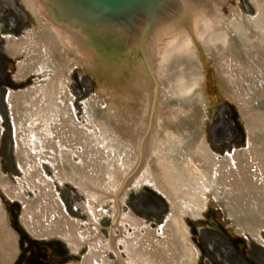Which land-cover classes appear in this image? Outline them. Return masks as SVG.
<instances>
[{"label":"bare ground","instance_id":"obj_1","mask_svg":"<svg viewBox=\"0 0 264 264\" xmlns=\"http://www.w3.org/2000/svg\"><path fill=\"white\" fill-rule=\"evenodd\" d=\"M22 1L38 16L39 26L25 39L11 40L7 44L12 55L23 56L16 76L37 73L48 77L45 82L43 80L44 84L41 82L8 95L18 158L26 164L24 181L35 191L36 200L27 199L21 187L9 188L6 193L11 199L21 202L22 222L31 234H58L75 252L83 246L88 247L76 264H111L105 257L115 249L113 237L101 244L99 236L86 232L92 230L93 226L96 228L93 220L97 221L99 205L95 201L99 197L110 198L117 221L128 222L139 229L143 222L125 212L118 211L116 214L117 205L121 204L130 189L146 183L169 199L172 228L163 229L161 238L156 241H153L151 231L146 230L136 247L129 244L126 253L130 264H134L132 261H138L139 264H179L185 257L191 260L196 257L195 250L188 243L187 230L178 211L181 206L190 207L191 204L194 207L200 190L220 193L222 189L229 206L236 212L251 217L256 213L264 216V145H256L254 137L246 150L236 154L235 167L228 162H217L209 151L203 149L201 143L191 144L193 135L190 131L179 130L187 123V112L180 114L178 108L169 105L175 102L185 107L186 98L190 96L191 103L195 101L194 92L202 87L201 68L208 64L207 59L202 60L197 53L202 48L196 45L201 42L205 44L207 56L215 60V74L226 80L235 101L240 102V110L247 111L248 101L241 92V86L251 74L259 72V68L251 65L250 68L245 67L247 62H241L232 51L239 42L244 43L247 37H255L254 32L248 35L240 33V39H237L229 34L230 28L225 22L212 19L210 11L215 14V9L210 10L201 5L193 12L188 9L182 21L176 18L172 24H164L155 39L146 41L143 48L144 60L155 80V99L152 97L150 75H145L139 55L113 60V64H118L122 59L127 63L130 61L127 66L123 64L125 71H130V74H126L120 87L113 80L107 81L101 85V93L108 94L111 104L133 100L139 107L121 116L111 114L114 118L111 122H105V118H102L104 123L93 116V103H87L85 107L90 115L86 117L89 114L86 112L85 125H81L71 119L68 113L70 107L67 108L64 99L63 77L69 62L87 69L88 66L93 67L94 55L84 38L71 27L56 22L50 9L41 0ZM253 23L258 29L264 30V16L260 15ZM251 39L245 45L246 53L250 58L260 55L262 64L259 66L264 68L262 36L259 41ZM72 57V60L67 61ZM120 70L117 69V72ZM115 76L121 77V73ZM163 82L167 83L166 91H160ZM259 82L263 83L262 80ZM244 118L251 138L253 118L250 115ZM117 126L122 128V135L113 142L111 132ZM127 146L129 148L122 153L124 160L121 164L124 166L118 171L109 172V154H105L104 148L107 147L112 154L114 149L122 150L123 147L125 150ZM181 147H187L186 162L169 163L165 160L175 157ZM119 155L116 158L118 160L121 157ZM37 156L50 162L60 182L70 181L84 193L85 210L91 214L88 216L89 223L83 228L63 213L49 184L51 179L34 163ZM249 162L255 166V174L259 177L257 181H252L245 170ZM132 167L135 168L133 175L124 182L125 175L120 182L121 174H127ZM104 181L110 189H105ZM0 183L6 184L1 176ZM79 231L85 232L86 238H82ZM15 252V235L8 228L0 209V264H10Z\"/></svg>","mask_w":264,"mask_h":264},{"label":"rangeland","instance_id":"obj_2","mask_svg":"<svg viewBox=\"0 0 264 264\" xmlns=\"http://www.w3.org/2000/svg\"><path fill=\"white\" fill-rule=\"evenodd\" d=\"M259 10L264 11V0H228L223 7L217 10V13L220 15L219 20L225 22V25L230 28L231 33L237 39H240L238 30L233 23L238 22L244 29H247L246 31H249L253 20L259 13H264L259 12ZM37 18L38 16L32 14L29 7L22 0H0V176L6 183H0V199L5 204H8L10 201L18 203L15 217L17 224L22 230H25V226L21 220L23 206L19 200L11 199L6 191L9 188L21 187L24 190V196L33 201L36 200V193L24 181V168L26 164L17 155L13 114L7 96L9 92L23 91L36 86L43 82V80L45 82L48 75L43 76L37 73H30L20 78L17 77L18 64L23 60V56L12 55L7 49V44L11 40L25 39L27 34L38 29ZM247 41L248 39L243 41L244 43L239 42L233 52L241 62H247L245 67L248 66L247 68H250L251 65V67L256 66L259 68V72L251 74L247 81H243L241 86V92L248 101L247 111L242 112L240 110V102L235 101L228 88L225 89L224 85L218 83L213 68L215 61L208 57L203 49L197 50L199 57L202 60L207 59L208 61L207 66L203 65L200 72V79L203 84V104L197 106L187 103L188 106L185 105V107L175 102L169 104L171 107L178 108L181 111L180 114L187 112L188 116H190L187 119H193L198 123L196 129L199 130V134L195 142H200L204 147L203 149L209 151L214 156L215 161L228 162L232 167L236 166L237 161L234 159V156L231 157L229 155L232 152L238 153L246 150L249 141L248 127L244 120L245 116L250 115L253 118L251 128L257 133L255 139L254 137L252 138L255 144L258 146L264 145V68L263 66H259V64H262L260 55L251 58V60L249 59L245 47L246 44H249ZM73 58H69L67 61ZM73 65L69 62L67 73L63 77V89L66 93L64 99H66L67 108H72V118L75 122L85 125V115L87 112L85 104L87 105V103H93L95 112L93 116L102 122H104L102 118H105V122L114 120L112 117L114 113L121 116L128 111L133 112L139 107V104L134 103L133 100L111 104V100L107 97L108 94L105 93L104 95L101 93V85L107 83V80L105 81V72L100 71V69H98L99 73L92 72L84 66ZM178 77H180V74ZM260 80L263 83L259 82ZM117 84L116 86L120 87L123 85V81H119ZM165 84L167 83L163 82L160 85V91H166L167 87ZM109 85L113 84L109 83ZM99 97H102V99L98 100ZM89 105L92 106V104ZM230 111L235 112L240 125V128L236 131L229 118ZM87 113L89 114L86 117L90 115V112ZM108 117L110 118L109 120ZM185 126L183 125L182 129L179 130L185 132ZM187 128L189 131L193 130L191 127ZM169 130L172 132L171 129ZM121 132L122 128L118 126L117 129L111 132L114 138L113 142H116L121 137ZM128 148L129 146L125 150H123V147H121L122 150L114 149L112 154L109 153L107 147L104 148L105 154H109V172L118 171V168L124 166L123 163L121 164L124 160L122 153L126 152ZM186 153L187 148L185 150L184 147L177 150L175 157L172 156L171 159L165 160L169 161V163H175L176 161L186 162ZM118 155L119 157L121 156L119 160L116 159ZM74 161H77V158H74ZM34 163L51 179V183L48 182L52 185L51 188H53L54 196L63 212L83 228L86 223H89L88 216L91 214L85 210L86 199L84 193L70 181L60 182L54 175L50 162L45 158L37 156ZM245 170L251 179V175H253V179H257L255 166L251 165V162L246 165ZM103 185H105V181ZM107 188L110 189V186L105 185V189ZM95 203L99 205L97 207L99 211L97 221L95 222L92 218L96 224V228L93 226V231L89 230L88 232H90L89 234L99 232L101 238H103L102 241H105L107 228L109 227L115 207L110 198L99 197ZM121 204L123 212L143 222V226L138 229L133 224L119 221L113 230L114 237L119 239L117 248H119L126 259H129L126 253L127 246L130 244L136 247L146 230L151 231L153 241H156L161 238L162 225H165L164 228L170 229V219L168 216L171 213V205L164 194H160L147 184H142L140 188L136 190L131 189V191L127 192ZM203 204L204 206L198 209L199 213L195 217L189 214L185 206H181L183 204L180 205L181 207H185L183 211L180 209V218L187 230L188 243L197 254L194 259H187L185 264H188V262L191 264H264V228H261L264 225L262 221L255 220V225H250L252 220H250V223L248 221V223H244V220H246L244 218L241 223L246 224V226L240 225V221L234 222L238 214L225 209L226 205L222 202L217 203L213 194L204 193ZM2 208L4 209V213L8 215L7 205ZM91 209H93V206ZM210 209L213 210L215 220L218 223L221 222L220 224L225 228L224 231H227L231 236L230 239L224 237L221 233H217L208 225L202 227L206 224V222H202L206 220L205 212ZM247 226L252 227L253 234L247 229ZM79 233L83 234L81 231ZM36 238L58 241L64 247L66 254L62 258L53 256L56 261H52V264L79 262L81 255L87 249V247H83L82 251L75 253L59 235ZM106 259L112 264H120L113 253H110ZM132 262L139 264L138 261Z\"/></svg>","mask_w":264,"mask_h":264},{"label":"water","instance_id":"obj_3","mask_svg":"<svg viewBox=\"0 0 264 264\" xmlns=\"http://www.w3.org/2000/svg\"><path fill=\"white\" fill-rule=\"evenodd\" d=\"M46 4L45 0H41ZM173 0H50L64 19H74L80 28L90 31L94 34L101 32H114L119 30L122 34L119 36L125 37L133 32L127 42V50L124 49V54L121 58L133 56L131 52L136 51L140 57V48L142 49L143 59L140 57L144 66L145 75H150V83L153 84L152 97L155 99V80L151 73L150 67L144 60L143 48L146 41H153L164 24H172V21H182L186 16L187 10H196L199 5L185 6L181 5V9L177 12V16L165 19L157 26L151 25L154 17L164 11ZM47 6V5H46ZM51 13V11H50ZM54 18V16H53ZM140 42L143 45L140 46ZM132 44L135 50H129ZM93 53V52H92ZM104 55V54H103ZM110 53H105V63L110 60H117V54L109 56ZM119 58V59H121Z\"/></svg>","mask_w":264,"mask_h":264}]
</instances>
